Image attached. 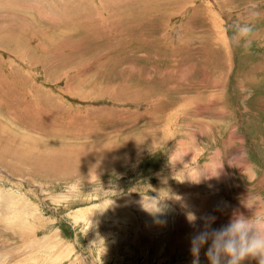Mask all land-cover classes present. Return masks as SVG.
I'll return each instance as SVG.
<instances>
[{"label":"rangeland","instance_id":"374dc122","mask_svg":"<svg viewBox=\"0 0 264 264\" xmlns=\"http://www.w3.org/2000/svg\"><path fill=\"white\" fill-rule=\"evenodd\" d=\"M234 212L264 219V0H0V264H208Z\"/></svg>","mask_w":264,"mask_h":264},{"label":"clouds","instance_id":"9594fccd","mask_svg":"<svg viewBox=\"0 0 264 264\" xmlns=\"http://www.w3.org/2000/svg\"><path fill=\"white\" fill-rule=\"evenodd\" d=\"M252 32L251 24L242 25L240 38L247 42ZM214 220L215 217H208L204 228L191 234L190 250L194 255L198 256L208 244V264H243L246 260L264 264V219L234 212L226 225L213 229L210 225Z\"/></svg>","mask_w":264,"mask_h":264}]
</instances>
